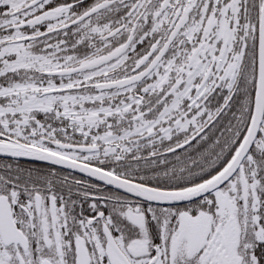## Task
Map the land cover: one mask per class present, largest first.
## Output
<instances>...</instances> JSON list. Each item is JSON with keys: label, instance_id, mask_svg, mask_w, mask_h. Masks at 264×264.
Wrapping results in <instances>:
<instances>
[{"label": "snow or ice", "instance_id": "1", "mask_svg": "<svg viewBox=\"0 0 264 264\" xmlns=\"http://www.w3.org/2000/svg\"><path fill=\"white\" fill-rule=\"evenodd\" d=\"M0 264H264V0H0Z\"/></svg>", "mask_w": 264, "mask_h": 264}]
</instances>
